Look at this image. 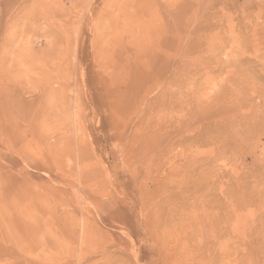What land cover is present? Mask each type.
<instances>
[{"label":"rangeland","instance_id":"1","mask_svg":"<svg viewBox=\"0 0 264 264\" xmlns=\"http://www.w3.org/2000/svg\"><path fill=\"white\" fill-rule=\"evenodd\" d=\"M0 264H264V0H0Z\"/></svg>","mask_w":264,"mask_h":264}]
</instances>
